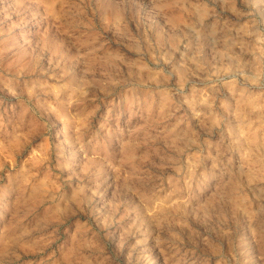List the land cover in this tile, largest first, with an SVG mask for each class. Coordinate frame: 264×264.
Returning <instances> with one entry per match:
<instances>
[{"label": "rangeland", "instance_id": "374dc122", "mask_svg": "<svg viewBox=\"0 0 264 264\" xmlns=\"http://www.w3.org/2000/svg\"><path fill=\"white\" fill-rule=\"evenodd\" d=\"M0 264H264V0H0Z\"/></svg>", "mask_w": 264, "mask_h": 264}]
</instances>
